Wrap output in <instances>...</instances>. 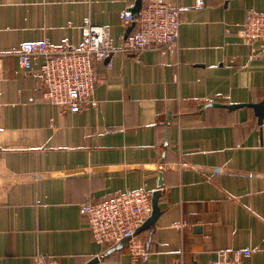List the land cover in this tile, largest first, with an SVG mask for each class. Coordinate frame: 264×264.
<instances>
[{
    "label": "crops",
    "instance_id": "obj_1",
    "mask_svg": "<svg viewBox=\"0 0 264 264\" xmlns=\"http://www.w3.org/2000/svg\"><path fill=\"white\" fill-rule=\"evenodd\" d=\"M166 1L181 9L174 49L111 53L97 105L72 111L44 98L43 58L27 70L18 49L79 44L87 19L121 46L137 0H0V264H211L234 248L264 264V122L208 105L264 99V39L240 35L264 0ZM136 189L161 190L155 226L139 231L149 253L106 254L79 206Z\"/></svg>",
    "mask_w": 264,
    "mask_h": 264
},
{
    "label": "built area",
    "instance_id": "obj_2",
    "mask_svg": "<svg viewBox=\"0 0 264 264\" xmlns=\"http://www.w3.org/2000/svg\"><path fill=\"white\" fill-rule=\"evenodd\" d=\"M204 5L206 0H195ZM124 25L135 22L121 46H116L108 25L96 24L87 19L82 26L79 44L65 41L61 45L49 40L27 41L17 51L19 60L27 70L39 56L43 61L39 68L44 98L63 110L78 111L96 106L95 95L98 80L97 62L107 59L115 51L138 54L145 49L172 51L180 35L181 9L166 0H150L141 6L137 16L131 8L124 11ZM240 35L248 40L264 39V12H249L240 29ZM1 55V53H0ZM153 190L136 189L104 195L100 199L87 200L79 210L88 221L94 239L100 244L113 247L127 238L125 244L133 260L149 253L139 228L153 212ZM252 255L250 248L220 250L211 264H245ZM35 264L47 263L39 258Z\"/></svg>",
    "mask_w": 264,
    "mask_h": 264
},
{
    "label": "water",
    "instance_id": "obj_3",
    "mask_svg": "<svg viewBox=\"0 0 264 264\" xmlns=\"http://www.w3.org/2000/svg\"><path fill=\"white\" fill-rule=\"evenodd\" d=\"M143 2L142 0H137V2L135 3V5L131 8V10L135 13V16H137L141 6H142ZM135 24V22H133L127 29L126 32V36L129 34V32L132 30L133 25ZM208 105H217V106H223V107H227L228 109H235L238 107H242V106H251L254 108L257 116H258V122L260 124H262L264 122V99L259 101V102H247V103H230V104H223L220 102H211ZM171 114L169 113L168 116V122L169 123L171 121ZM167 143V140H166ZM161 185H162V179L160 180ZM161 194V190L158 189L153 193V212L152 215L150 216V218L139 228V231H142L143 229H148L150 227H154L156 224V221L159 217V214L161 212L160 208H159V196ZM127 240V238L123 239L122 241H120L118 244H116L115 246L111 247L106 254L110 253L111 251L121 247L125 241ZM100 260L99 257H95L93 258L91 261H89L87 264H93L96 263Z\"/></svg>",
    "mask_w": 264,
    "mask_h": 264
}]
</instances>
